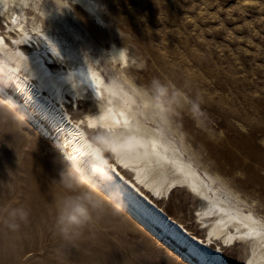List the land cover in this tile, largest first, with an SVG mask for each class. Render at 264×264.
Instances as JSON below:
<instances>
[{
  "label": "bare ground",
  "instance_id": "bare-ground-1",
  "mask_svg": "<svg viewBox=\"0 0 264 264\" xmlns=\"http://www.w3.org/2000/svg\"><path fill=\"white\" fill-rule=\"evenodd\" d=\"M0 23L7 67L0 98L24 118L19 127L25 124L64 166L76 160L101 188L122 190L125 217L179 264H264V204L212 169L181 129L168 140L154 124L151 133L142 130L124 90L108 86L114 76H129L131 64L128 53L127 60L118 56L126 47L100 38L97 0H0ZM83 104L90 108L77 116ZM90 153L112 166L111 184L99 182L93 170L103 169ZM178 190L195 202L196 231L165 210ZM234 248L232 259L227 251Z\"/></svg>",
  "mask_w": 264,
  "mask_h": 264
},
{
  "label": "rangeland",
  "instance_id": "rangeland-1",
  "mask_svg": "<svg viewBox=\"0 0 264 264\" xmlns=\"http://www.w3.org/2000/svg\"><path fill=\"white\" fill-rule=\"evenodd\" d=\"M97 1L104 19L100 38L126 47L127 74L138 85L153 77L171 80L198 96L204 116L195 120L182 113L181 130L212 169L264 204V0ZM89 108L80 105L76 115ZM63 167L25 124L0 123V208L30 209L29 222L18 232L0 224V264H58L53 226L61 190L54 182ZM164 207L198 230L192 218L195 202L186 192L174 191ZM238 251L227 252L233 259ZM69 260L179 264L126 217L118 232L101 238L89 260L75 250Z\"/></svg>",
  "mask_w": 264,
  "mask_h": 264
},
{
  "label": "clouds",
  "instance_id": "clouds-1",
  "mask_svg": "<svg viewBox=\"0 0 264 264\" xmlns=\"http://www.w3.org/2000/svg\"><path fill=\"white\" fill-rule=\"evenodd\" d=\"M118 56L127 60V50L121 49ZM132 63L135 64V60ZM138 66L144 65L141 63ZM0 75L7 77V67L3 61H0ZM108 86L124 90L130 102V118L142 130L151 133L153 129L148 125L154 124L165 140L182 136L179 123L182 113H190L195 120L204 116L200 98L191 96L184 87L171 80L153 77L147 83L138 85L131 76L123 79L114 76ZM9 121H24V118L17 113L11 101H0V123ZM96 160L103 169L93 170L99 182L111 184L115 179L112 166L103 157ZM59 177V181L54 182L61 195L56 201L53 226L59 241L58 264H70L72 250L87 261L93 256L102 237L116 233L123 227L126 213L124 193L118 188L103 189L99 183L86 178L78 169L76 160L68 159ZM29 218L30 209L25 206L0 208V224L8 232H18L22 225L29 222Z\"/></svg>",
  "mask_w": 264,
  "mask_h": 264
}]
</instances>
